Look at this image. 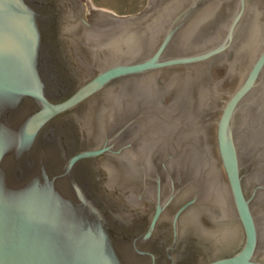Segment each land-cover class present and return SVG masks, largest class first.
Instances as JSON below:
<instances>
[{
    "label": "water",
    "instance_id": "obj_1",
    "mask_svg": "<svg viewBox=\"0 0 264 264\" xmlns=\"http://www.w3.org/2000/svg\"><path fill=\"white\" fill-rule=\"evenodd\" d=\"M80 1L100 20H74L59 0H0V264H192L178 218L202 202L243 232L236 254L205 264H264V0H148L134 16ZM59 23L101 63L84 83L70 80L58 58ZM204 73L219 94L204 125L209 154L200 155L204 137L192 125L190 156L182 131L171 130L148 161L179 170L192 199L174 214L166 243L154 232L175 193L161 201L158 183L148 227L129 233L83 169L112 146L78 150L67 113L117 81L140 78L157 101L158 79L175 75L188 93ZM166 96L160 101H180Z\"/></svg>",
    "mask_w": 264,
    "mask_h": 264
},
{
    "label": "flooded vegetation",
    "instance_id": "obj_2",
    "mask_svg": "<svg viewBox=\"0 0 264 264\" xmlns=\"http://www.w3.org/2000/svg\"><path fill=\"white\" fill-rule=\"evenodd\" d=\"M59 1L62 10L68 11V17L72 14L74 20L79 17L89 23L100 20L101 11L86 14L80 0ZM61 28L59 23L54 29L58 58L70 80L84 83L98 72L101 63L76 37L67 33L63 35ZM83 28L76 36L83 32ZM86 72L92 74L84 78ZM206 74L199 76V83L190 87L188 93L175 84V75L158 79L163 90L157 101H149L147 93L151 91L143 90L150 87L136 84L140 78L117 81L67 113L68 129L78 150L97 149L105 144L112 146V152L84 161L83 169L89 175L95 192L123 221L129 233L139 234L148 227L154 213L158 183L161 201L169 196L172 189L175 193L160 216L154 232L156 238L166 243H170L172 239L174 214L192 199L186 196L187 185L175 175L179 170L165 164L164 159L152 164L148 161L158 146L156 142L164 139L169 135L167 131L171 130L182 131L190 156L192 125L197 130V135L204 137L200 155L209 154L207 147L210 136L208 127L204 125L211 120L210 110L219 94L205 83ZM149 77L146 76L145 79ZM202 80L204 90L198 92L194 100L191 92L195 87L202 86ZM166 94H171L180 101L161 102L160 98H167ZM140 97L146 98V101H139ZM150 129L153 130L150 134L152 137L146 135V130ZM158 143L161 145V142ZM177 231L179 246L192 259V264H205L231 257L243 243L239 221L235 217H223L206 202L195 203L186 208L178 218Z\"/></svg>",
    "mask_w": 264,
    "mask_h": 264
},
{
    "label": "rangeland",
    "instance_id": "obj_3",
    "mask_svg": "<svg viewBox=\"0 0 264 264\" xmlns=\"http://www.w3.org/2000/svg\"><path fill=\"white\" fill-rule=\"evenodd\" d=\"M90 2L95 7L126 16H134L148 4V0H90Z\"/></svg>",
    "mask_w": 264,
    "mask_h": 264
}]
</instances>
